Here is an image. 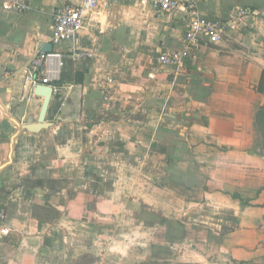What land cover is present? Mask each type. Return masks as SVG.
Masks as SVG:
<instances>
[{
  "label": "crops",
  "instance_id": "1",
  "mask_svg": "<svg viewBox=\"0 0 264 264\" xmlns=\"http://www.w3.org/2000/svg\"><path fill=\"white\" fill-rule=\"evenodd\" d=\"M15 1L0 0V264H264V0H198L228 42L197 48L182 12L122 4L53 46L56 9L82 0ZM50 44L51 126L32 133ZM168 51L183 64L161 66Z\"/></svg>",
  "mask_w": 264,
  "mask_h": 264
},
{
  "label": "built area",
  "instance_id": "2",
  "mask_svg": "<svg viewBox=\"0 0 264 264\" xmlns=\"http://www.w3.org/2000/svg\"><path fill=\"white\" fill-rule=\"evenodd\" d=\"M114 4L132 5L137 9L145 10L155 18H162L173 12H182L188 22L184 36V43L187 47L197 48L200 45H226L227 21H205L198 10V0H82L79 4H64L56 9L53 16V46L60 45L69 40H75L83 30L85 22L89 17H98L104 8ZM5 10H13L24 13L29 9L26 0H16L10 5H4ZM86 56L92 57L90 53ZM184 52L168 51L161 53L158 63L161 66H181L184 61ZM71 57L82 58L81 53L73 51ZM61 59L57 52L39 53L31 64V70L36 75V82L52 86V79L56 74L54 60ZM61 65V63H60ZM150 79L155 75L150 74ZM53 87V86H52ZM108 99V96L105 97ZM3 214L0 220L4 221ZM2 235L10 233L9 228H2Z\"/></svg>",
  "mask_w": 264,
  "mask_h": 264
},
{
  "label": "water",
  "instance_id": "3",
  "mask_svg": "<svg viewBox=\"0 0 264 264\" xmlns=\"http://www.w3.org/2000/svg\"><path fill=\"white\" fill-rule=\"evenodd\" d=\"M52 45L50 44L47 48L44 49L45 53L52 52ZM54 92V88L50 85L38 84L35 87V95L43 97L44 103L42 106L41 114L37 124L27 125L25 129L32 133H38L41 130L48 129L51 124L46 121L47 113L49 110V106L51 103L52 95Z\"/></svg>",
  "mask_w": 264,
  "mask_h": 264
},
{
  "label": "rangeland",
  "instance_id": "4",
  "mask_svg": "<svg viewBox=\"0 0 264 264\" xmlns=\"http://www.w3.org/2000/svg\"><path fill=\"white\" fill-rule=\"evenodd\" d=\"M254 127H255V142L258 145L259 149L261 150L260 153L264 154V107L260 108L256 114L255 122H254ZM137 254H139V251L135 250ZM112 258H117L115 255ZM111 260V259H110ZM134 260V261H133ZM141 258L134 257L132 258L133 262L132 264H170L166 261H147V262H141ZM85 264H93L91 261L89 263ZM127 264V263H126Z\"/></svg>",
  "mask_w": 264,
  "mask_h": 264
}]
</instances>
